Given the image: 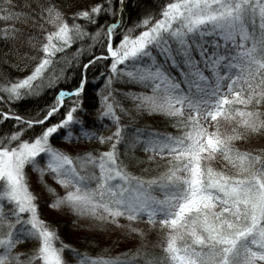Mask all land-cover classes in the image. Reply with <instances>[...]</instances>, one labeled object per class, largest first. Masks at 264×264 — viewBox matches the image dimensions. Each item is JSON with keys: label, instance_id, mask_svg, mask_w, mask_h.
I'll return each mask as SVG.
<instances>
[{"label": "snow or ice", "instance_id": "obj_1", "mask_svg": "<svg viewBox=\"0 0 264 264\" xmlns=\"http://www.w3.org/2000/svg\"><path fill=\"white\" fill-rule=\"evenodd\" d=\"M142 2L0 0V264H264V147L233 144L264 136V0ZM22 62L30 70L12 76ZM21 100L35 109L17 111ZM131 109L177 131L129 133ZM82 138L106 147L78 149ZM138 145L150 153L143 161L163 166L159 176L127 170ZM217 155L235 172L202 166ZM29 168L63 187L50 207L167 227L166 255L57 246Z\"/></svg>", "mask_w": 264, "mask_h": 264}, {"label": "trees", "instance_id": "obj_2", "mask_svg": "<svg viewBox=\"0 0 264 264\" xmlns=\"http://www.w3.org/2000/svg\"><path fill=\"white\" fill-rule=\"evenodd\" d=\"M74 4L82 5L85 0H72ZM161 0H143L141 7L144 6H154L158 5ZM133 5L137 3V0H132ZM139 9L134 8L133 17L135 18L136 12ZM3 47V45H0ZM0 67H7L0 66ZM31 68V62H22L20 63L19 68H9L8 71L12 76H23ZM91 76V73L89 74ZM123 103L125 106L130 107L132 102L131 100H124ZM16 107L17 111L25 112L32 111L36 107V102L34 100H21L15 102L13 105ZM132 115L123 116L122 122L128 124L127 131L132 133L136 128L142 129L141 135H148L149 130H155L157 132H168L175 133L176 128L171 126L165 118L161 116H156L149 114L147 112L137 113L135 109H131ZM3 127V125H0ZM96 130V129H94ZM103 131L104 135L108 134V129L103 128L99 129ZM53 143L60 148L69 151L72 155H76L77 151L71 148V143L64 140H56ZM78 149H83L91 151L92 149L99 148L103 151L106 145L101 144L98 140L82 138L79 141H74ZM142 143V141H141ZM237 147L241 150L246 149H259L264 147V136L253 135L247 140L239 139L233 141ZM150 153H145L142 149L139 148L135 150L127 159V170L132 172L134 175H140L146 179L152 176H159L164 170L163 166L155 165L152 162H145L143 158ZM206 155V154H202ZM141 158L137 162L136 158ZM202 166L210 163L214 168L227 169L231 172H235V169L232 168L227 161L223 160L222 157L217 155L211 161H201ZM28 178L30 186L35 191L41 194L40 200V215L41 217L51 225L55 226L57 237L53 241L57 246L59 241L62 240L65 244L71 245L76 249L85 251L91 255H103V256H117L123 253H128L131 255L137 250L143 256H150L157 259L164 257L165 245L167 242V232L170 231L167 227H161L157 223H149L146 218L138 221L129 222L124 218H121L120 225H115L112 223L101 222L99 220L93 219L90 216H78L76 215L70 207L67 205H61L60 207H50L49 203L55 198V195H63L64 189L60 186L50 175H45L44 181L47 185H51L56 189V193L50 192L46 184L41 182L40 175L35 170L28 169ZM160 195L161 193H156ZM161 217L158 214V219ZM129 223H132L134 227L138 228V232L130 231L127 227ZM178 244L181 242L178 241ZM35 246V242L32 240L23 241L19 247L27 251L32 249ZM64 255L69 259H74L68 252L65 250ZM160 264H166V262L160 259Z\"/></svg>", "mask_w": 264, "mask_h": 264}]
</instances>
